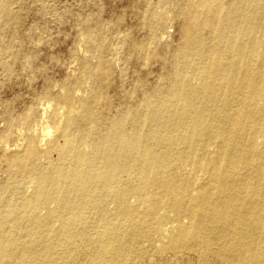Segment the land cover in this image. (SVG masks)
<instances>
[{"label": "bare ground", "instance_id": "bare-ground-1", "mask_svg": "<svg viewBox=\"0 0 264 264\" xmlns=\"http://www.w3.org/2000/svg\"><path fill=\"white\" fill-rule=\"evenodd\" d=\"M10 1L0 0L6 71L20 17ZM196 2L181 11L170 73L136 103L111 114L80 88L47 91L40 119L14 132L0 264H144L184 251L198 264H264V0ZM131 48L160 54L146 40ZM110 70L90 66L75 82L92 79L109 105Z\"/></svg>", "mask_w": 264, "mask_h": 264}, {"label": "rangeland", "instance_id": "rangeland-1", "mask_svg": "<svg viewBox=\"0 0 264 264\" xmlns=\"http://www.w3.org/2000/svg\"><path fill=\"white\" fill-rule=\"evenodd\" d=\"M187 5L197 6V2L11 0L10 6L20 17L13 32L16 53L10 60L11 69L0 67V178L8 177L6 144H14L18 129L26 132L40 119L42 104L50 99L47 91L64 88L74 93L80 88L83 100L115 114L140 100L145 91L161 85L172 69L169 54L182 40L181 11ZM159 15L164 16L163 21L158 19ZM141 40L149 42L160 54L147 59L133 52L132 44ZM105 65L111 68L106 87L109 105L95 101L98 86L92 79L84 76L81 84L75 82L90 66ZM141 80L144 85L137 89ZM55 108L53 104L48 115L52 116ZM27 114L30 117L23 119ZM50 120L56 124L53 116ZM143 263L198 264V261L195 253L184 251L168 252L163 258L148 253Z\"/></svg>", "mask_w": 264, "mask_h": 264}]
</instances>
